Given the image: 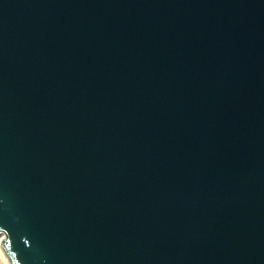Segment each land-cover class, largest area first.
I'll return each mask as SVG.
<instances>
[{"label": "water", "instance_id": "1", "mask_svg": "<svg viewBox=\"0 0 264 264\" xmlns=\"http://www.w3.org/2000/svg\"><path fill=\"white\" fill-rule=\"evenodd\" d=\"M9 264H264V0H0Z\"/></svg>", "mask_w": 264, "mask_h": 264}, {"label": "bare ground", "instance_id": "2", "mask_svg": "<svg viewBox=\"0 0 264 264\" xmlns=\"http://www.w3.org/2000/svg\"><path fill=\"white\" fill-rule=\"evenodd\" d=\"M0 264H9L1 249V245H0Z\"/></svg>", "mask_w": 264, "mask_h": 264}]
</instances>
